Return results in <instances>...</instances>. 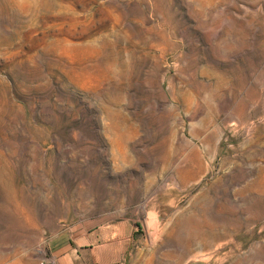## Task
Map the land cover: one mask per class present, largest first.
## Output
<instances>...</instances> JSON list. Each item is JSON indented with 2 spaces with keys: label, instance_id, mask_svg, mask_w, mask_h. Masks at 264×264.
Here are the masks:
<instances>
[{
  "label": "rangeland",
  "instance_id": "374dc122",
  "mask_svg": "<svg viewBox=\"0 0 264 264\" xmlns=\"http://www.w3.org/2000/svg\"><path fill=\"white\" fill-rule=\"evenodd\" d=\"M69 246L264 264V0H0V264Z\"/></svg>",
  "mask_w": 264,
  "mask_h": 264
},
{
  "label": "water",
  "instance_id": "95a60500",
  "mask_svg": "<svg viewBox=\"0 0 264 264\" xmlns=\"http://www.w3.org/2000/svg\"><path fill=\"white\" fill-rule=\"evenodd\" d=\"M168 186H170L168 184ZM177 193L171 188L151 195L145 202V223L152 243L163 234L170 218L177 210Z\"/></svg>",
  "mask_w": 264,
  "mask_h": 264
},
{
  "label": "crops",
  "instance_id": "0c3cea01",
  "mask_svg": "<svg viewBox=\"0 0 264 264\" xmlns=\"http://www.w3.org/2000/svg\"><path fill=\"white\" fill-rule=\"evenodd\" d=\"M152 172H148L144 178V184L142 186V200L141 202H144L146 198L150 195L155 179ZM119 234L123 239L127 240L130 238L129 236H123L121 234V230H117L116 233H113L112 236H115ZM96 236V235H95ZM110 236V235H108ZM65 248V247H64ZM105 255L99 254L101 249H97L94 246H84L82 249L78 248H72V246L67 247V249H63L62 251L58 250V252L54 253L52 255V258L55 259L57 264H97V258H101L102 262L101 264H106L107 259L111 258L110 254L106 253L107 246H104ZM110 250V249H108ZM88 257V260H87ZM91 261V262H90ZM104 261V262H103ZM88 262V263H87Z\"/></svg>",
  "mask_w": 264,
  "mask_h": 264
},
{
  "label": "built area",
  "instance_id": "2783aa9c",
  "mask_svg": "<svg viewBox=\"0 0 264 264\" xmlns=\"http://www.w3.org/2000/svg\"><path fill=\"white\" fill-rule=\"evenodd\" d=\"M40 264H57V262L52 257L46 256L42 259Z\"/></svg>",
  "mask_w": 264,
  "mask_h": 264
}]
</instances>
